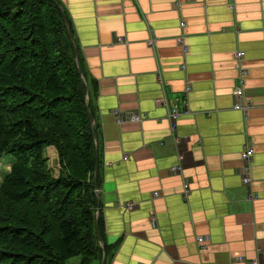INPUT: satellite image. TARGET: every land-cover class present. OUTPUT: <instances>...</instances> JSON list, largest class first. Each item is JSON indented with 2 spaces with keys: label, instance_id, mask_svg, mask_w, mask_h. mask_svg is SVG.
<instances>
[{
  "label": "crops",
  "instance_id": "obj_1",
  "mask_svg": "<svg viewBox=\"0 0 264 264\" xmlns=\"http://www.w3.org/2000/svg\"><path fill=\"white\" fill-rule=\"evenodd\" d=\"M58 1L91 98L108 264H264V0ZM161 95L186 101L174 128Z\"/></svg>",
  "mask_w": 264,
  "mask_h": 264
},
{
  "label": "trees",
  "instance_id": "obj_2",
  "mask_svg": "<svg viewBox=\"0 0 264 264\" xmlns=\"http://www.w3.org/2000/svg\"><path fill=\"white\" fill-rule=\"evenodd\" d=\"M63 14L58 0H0V157L13 155L0 182V264L101 263L103 249L110 261L97 237L91 98L87 107Z\"/></svg>",
  "mask_w": 264,
  "mask_h": 264
},
{
  "label": "built area",
  "instance_id": "obj_3",
  "mask_svg": "<svg viewBox=\"0 0 264 264\" xmlns=\"http://www.w3.org/2000/svg\"><path fill=\"white\" fill-rule=\"evenodd\" d=\"M230 1V0H229ZM180 24L182 25L183 22L181 21ZM243 51H237L236 56L241 57L243 55ZM240 72V77L233 86V94L237 97L240 98L243 95V82H244V75L246 73V70L244 68H239ZM189 86H186V89H188ZM158 102H160L162 105L166 107L167 110V117L171 122L172 127L174 128L176 126V120L181 115V113L186 111L185 103L186 101L181 99L179 96H174L172 98H167L165 95H161L158 99ZM235 108H239L242 110H245L248 105L247 103L239 102L237 101L235 103ZM263 110H264V105H263ZM113 113L115 114L117 121H123L127 119L131 120H139L141 119V114L136 112V111H129L125 115H122L119 113L118 109H113ZM252 147L246 146L244 150L241 152V159H242V165H241V172H242V182L245 185H248V183L251 180V175H250V169H251V163H250V156L252 154ZM178 166H175L174 169H177ZM185 192H188V187L186 188L185 184ZM154 195H158V191L153 192ZM125 205L128 208L133 207L132 202H125ZM197 241L200 242L201 244L204 243L205 241L208 240V237L206 235H201L198 234L196 236ZM142 264H149V263H142ZM253 264H258L257 260H253Z\"/></svg>",
  "mask_w": 264,
  "mask_h": 264
},
{
  "label": "water",
  "instance_id": "obj_4",
  "mask_svg": "<svg viewBox=\"0 0 264 264\" xmlns=\"http://www.w3.org/2000/svg\"><path fill=\"white\" fill-rule=\"evenodd\" d=\"M63 17H64V20H65V25H66V28H67V31H68V34L71 38V40H73V36L71 34V31H70V28H69V25H68V22H67V19L65 17V15L63 14ZM74 51H75V60H76V63H77V66H78V70L80 71V62H79V57H78V54H77V49L74 48ZM87 86V85H86ZM86 105L87 107H89V94H88V89H87V93H86ZM89 118H90V123L91 125L93 126L94 125V118H93V115L91 114V112L89 111ZM94 140L96 141V134H94ZM96 177H97V165L95 166L94 168V171H93V184H94V191L96 192V194L98 195V186H97V181H96ZM88 179H90V174L88 175ZM97 219V218H96ZM97 237H98V241L99 243L101 244V246L103 247L104 244H103V241H102V238L99 234V231L97 230ZM104 259H105V251L103 249L102 251V258H101V263L100 264H104Z\"/></svg>",
  "mask_w": 264,
  "mask_h": 264
},
{
  "label": "rangeland",
  "instance_id": "obj_5",
  "mask_svg": "<svg viewBox=\"0 0 264 264\" xmlns=\"http://www.w3.org/2000/svg\"><path fill=\"white\" fill-rule=\"evenodd\" d=\"M12 159H13V155L9 153L0 157V182L2 181L5 174L9 171V167ZM78 261H79L78 255L69 258V262L72 264H76Z\"/></svg>",
  "mask_w": 264,
  "mask_h": 264
},
{
  "label": "bare ground",
  "instance_id": "obj_6",
  "mask_svg": "<svg viewBox=\"0 0 264 264\" xmlns=\"http://www.w3.org/2000/svg\"><path fill=\"white\" fill-rule=\"evenodd\" d=\"M80 71H81V66H80Z\"/></svg>",
  "mask_w": 264,
  "mask_h": 264
}]
</instances>
